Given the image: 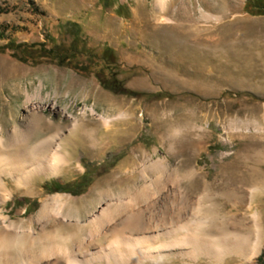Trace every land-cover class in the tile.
<instances>
[{
    "label": "rangeland",
    "instance_id": "obj_1",
    "mask_svg": "<svg viewBox=\"0 0 264 264\" xmlns=\"http://www.w3.org/2000/svg\"><path fill=\"white\" fill-rule=\"evenodd\" d=\"M140 10L145 17L137 21ZM107 18L118 22L108 28ZM70 22L99 51L114 49L119 77L135 93L0 49V136L25 121L30 96L43 109L34 141L61 132L72 159L61 174L42 175L29 189L9 178L15 194L6 210L14 219L32 217L43 198L57 193L77 198L85 214L90 194L112 175L122 178L116 189L126 190L143 182L150 156H167L190 195L214 202L231 229L248 230L243 223L251 225L257 213L264 221V190L254 193L264 188V0H171L164 13L154 0H0V48L12 39L58 43ZM94 133L98 146L91 144ZM226 264H264V246L253 260L231 255Z\"/></svg>",
    "mask_w": 264,
    "mask_h": 264
},
{
    "label": "bare ground",
    "instance_id": "obj_2",
    "mask_svg": "<svg viewBox=\"0 0 264 264\" xmlns=\"http://www.w3.org/2000/svg\"><path fill=\"white\" fill-rule=\"evenodd\" d=\"M170 1L154 3L164 13ZM202 12L206 18L215 17ZM142 17L140 10L137 21ZM106 22L111 28L118 21ZM24 108L25 121L0 136V264H154L172 257L198 260L202 255L210 264H226L231 255L250 261L262 252L263 213L255 214L251 225L243 223L248 230H239L237 224L231 229L214 202L190 195L184 176L167 156H150L143 182L126 190L116 189L122 178L112 175L107 187L90 194L85 214L77 209V198L57 193L43 198L32 217L15 220L6 210L15 194L9 178L17 188L29 189L38 177L59 175L72 163L63 133L34 141L43 119L41 103L29 96ZM98 141L96 133L91 135L93 146Z\"/></svg>",
    "mask_w": 264,
    "mask_h": 264
},
{
    "label": "trees",
    "instance_id": "obj_3",
    "mask_svg": "<svg viewBox=\"0 0 264 264\" xmlns=\"http://www.w3.org/2000/svg\"><path fill=\"white\" fill-rule=\"evenodd\" d=\"M63 27L64 39L58 43L50 40L35 43L12 39L0 49H7L14 57L33 65L44 62L57 63L85 74L97 75L107 88L117 93H135L127 88L119 77L122 67L112 47L107 46L102 51L93 47L79 23L70 22L67 27ZM60 187L68 189L61 185Z\"/></svg>",
    "mask_w": 264,
    "mask_h": 264
}]
</instances>
